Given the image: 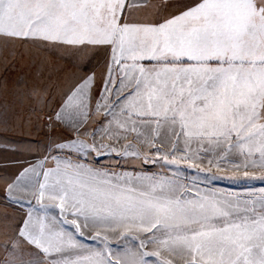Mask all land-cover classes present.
<instances>
[{"label":"snow or ice","instance_id":"obj_1","mask_svg":"<svg viewBox=\"0 0 264 264\" xmlns=\"http://www.w3.org/2000/svg\"><path fill=\"white\" fill-rule=\"evenodd\" d=\"M17 62L0 133L62 134L0 177V264H264V187L214 183L264 184V0H0Z\"/></svg>","mask_w":264,"mask_h":264},{"label":"rangeland","instance_id":"obj_2","mask_svg":"<svg viewBox=\"0 0 264 264\" xmlns=\"http://www.w3.org/2000/svg\"><path fill=\"white\" fill-rule=\"evenodd\" d=\"M22 66L19 62L10 64L7 67L0 65V81H6L9 87H11L23 74ZM60 129H49L43 122L35 127H23L9 130L7 132L0 133V177L10 176L20 170L22 167H27L30 164L36 163L45 154V148L51 143L53 139H59L61 135ZM105 164H115L116 159L109 160L108 158H102ZM121 167H125L121 164ZM128 171H132L131 167H127ZM136 170L146 171L149 174L159 173L160 166L153 164H145L143 166L136 165ZM215 171V170H214ZM240 173L235 175L242 177ZM250 174L259 175V169H249ZM223 175V173H220ZM228 175H233L231 170L228 171ZM215 186L221 189H226L232 192L246 193L248 191H259L264 184L259 181H249L241 183H232L228 180L215 181ZM3 181H0V208L5 207V196L2 190ZM9 211H13L9 209Z\"/></svg>","mask_w":264,"mask_h":264}]
</instances>
